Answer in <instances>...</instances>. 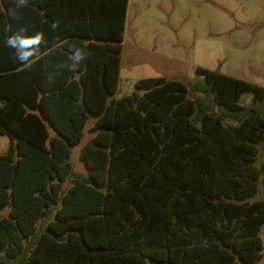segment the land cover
Returning a JSON list of instances; mask_svg holds the SVG:
<instances>
[{"label":"trees","instance_id":"obj_1","mask_svg":"<svg viewBox=\"0 0 264 264\" xmlns=\"http://www.w3.org/2000/svg\"><path fill=\"white\" fill-rule=\"evenodd\" d=\"M128 5L0 2V264H258L264 87L197 67L204 98L116 97Z\"/></svg>","mask_w":264,"mask_h":264},{"label":"rangeland","instance_id":"obj_2","mask_svg":"<svg viewBox=\"0 0 264 264\" xmlns=\"http://www.w3.org/2000/svg\"><path fill=\"white\" fill-rule=\"evenodd\" d=\"M197 67L264 87V0H129L116 97L130 95L140 79L163 77L184 82L190 98H204L194 88L204 79ZM240 102L252 105V94ZM92 122L70 159L73 170L86 176L81 149L93 135ZM9 144V136L1 135L0 155ZM259 147L261 166L264 141ZM255 200H264L262 182ZM260 236L264 243V225ZM258 264H264V249Z\"/></svg>","mask_w":264,"mask_h":264}]
</instances>
